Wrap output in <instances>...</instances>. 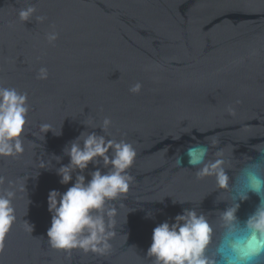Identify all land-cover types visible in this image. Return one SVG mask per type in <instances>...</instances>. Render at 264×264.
Segmentation results:
<instances>
[{
  "label": "water",
  "instance_id": "95a60500",
  "mask_svg": "<svg viewBox=\"0 0 264 264\" xmlns=\"http://www.w3.org/2000/svg\"><path fill=\"white\" fill-rule=\"evenodd\" d=\"M0 85L26 92L30 105L25 151L0 156V191L15 193L0 264H153L152 229L184 209L206 216V254L219 260L223 214L235 208L244 222L264 207V192L244 181L248 168L264 175V0H0ZM92 131L133 145V180L108 202L109 250L57 249L48 193L70 186L57 174L64 148ZM195 146L208 149L205 163L223 161L227 189L197 177Z\"/></svg>",
  "mask_w": 264,
  "mask_h": 264
},
{
  "label": "clouds",
  "instance_id": "9594fccd",
  "mask_svg": "<svg viewBox=\"0 0 264 264\" xmlns=\"http://www.w3.org/2000/svg\"><path fill=\"white\" fill-rule=\"evenodd\" d=\"M34 11V7L21 9L19 16L27 20ZM49 39H55V35ZM140 87L136 84L131 91L138 92ZM29 110L26 92L0 85V156H15L25 151L22 134L28 124ZM111 123L110 118H104L102 130L106 131ZM41 127L46 133L51 128L48 124ZM54 134L61 135L62 129ZM207 151L203 146L189 148V163L192 166L203 164L196 173L198 178L215 175L218 186L227 189L230 178L222 166L223 161L205 163ZM64 153L69 162L62 164L57 174L61 184L70 186L63 192L51 189L48 193L51 226L47 237L57 249L81 248L86 252L104 253L110 248L109 240L115 235L116 223V209L109 207L108 202L129 192L133 177L127 170L133 165L137 152L131 143L92 131L81 132L64 148ZM90 164L93 169L88 179L84 173ZM244 181L257 194L264 192V175L255 168L245 169ZM3 184L4 177L0 176V185ZM14 195L12 190L0 191V241L15 220ZM235 211L232 208L223 214L227 230L214 253L219 255V260L206 254L213 243L214 229L206 216L195 209H184L171 220L158 223L152 229L146 255L153 258V264H261L264 260V207H258L244 222L239 221Z\"/></svg>",
  "mask_w": 264,
  "mask_h": 264
}]
</instances>
